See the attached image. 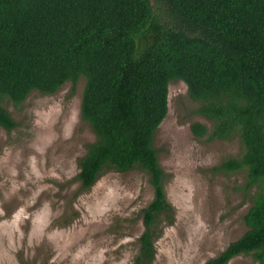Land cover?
Listing matches in <instances>:
<instances>
[{
  "label": "trees",
  "instance_id": "16d2710c",
  "mask_svg": "<svg viewBox=\"0 0 264 264\" xmlns=\"http://www.w3.org/2000/svg\"><path fill=\"white\" fill-rule=\"evenodd\" d=\"M82 77L80 115L95 141L79 159L81 191L109 169H140L153 187L132 264H151L174 222L154 147L172 81L186 84L195 113L211 121V131L194 122V136L241 142V154L215 170L244 171L243 189L256 188L246 232L205 264L247 254L263 262L264 0H0V102L20 105ZM17 125L0 104V126Z\"/></svg>",
  "mask_w": 264,
  "mask_h": 264
},
{
  "label": "rangeland",
  "instance_id": "374dc122",
  "mask_svg": "<svg viewBox=\"0 0 264 264\" xmlns=\"http://www.w3.org/2000/svg\"><path fill=\"white\" fill-rule=\"evenodd\" d=\"M157 8L172 19L163 2ZM84 86L82 77L53 94L33 91L20 105L0 102L18 123L11 131L0 126V264L133 263L153 187L140 169H109L81 191L79 159L95 141L80 115ZM197 107L183 81L170 82L154 147L174 222L164 224L151 264H205L247 230L256 188L243 189L244 171L215 170L241 154V142L194 136V122L212 129ZM228 264L264 261L247 254Z\"/></svg>",
  "mask_w": 264,
  "mask_h": 264
}]
</instances>
